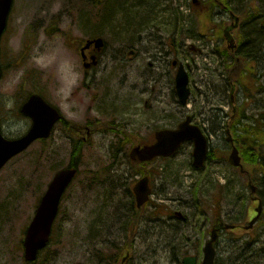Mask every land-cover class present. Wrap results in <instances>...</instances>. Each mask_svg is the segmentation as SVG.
<instances>
[{
  "label": "rangeland",
  "instance_id": "obj_1",
  "mask_svg": "<svg viewBox=\"0 0 264 264\" xmlns=\"http://www.w3.org/2000/svg\"><path fill=\"white\" fill-rule=\"evenodd\" d=\"M155 1L158 3L154 0H150V4L149 0H13L1 38L0 127L3 135L16 138L28 129L31 121L20 115L18 109L32 92L40 93L60 108L67 126L69 123L84 126L91 120L94 130L91 129L90 137L80 144L81 149L72 152L75 138L64 125L57 123L49 138L35 141L1 169L0 264H120L123 253L113 260L107 241L119 243L121 234L103 232L106 217L111 214L105 208L106 201L111 199L117 205L124 199L125 192L119 189L116 176L119 170L122 174V164L130 162V148L141 140L151 142L155 129L174 126L184 118L183 108L178 105L173 91L175 72L168 65L171 57L164 58L160 52L167 50L170 38H165L176 30L173 23L182 24L185 20L186 28L189 27L194 10L200 6H192V0ZM231 4L234 10L239 8L236 2ZM249 4L256 6L257 2L253 0ZM216 17L204 24L199 20L198 31L212 38L222 37L230 18ZM93 36H101L105 46L100 63L85 72L75 46L78 40ZM203 41L192 44L204 45V50H225L222 49L225 44L217 46L215 41L211 44ZM130 48L136 49L138 55L135 59L133 56L132 61H124L122 55ZM184 62L190 64L187 70L194 90L191 105L204 109L211 106L210 97L214 95L206 86L216 85L223 90L213 100L217 110L215 107L209 114L212 120L205 123L206 127L214 125L213 121L224 117L220 122L223 126L230 110L228 95L233 82L228 80L226 63L208 52L191 53ZM257 73L264 86V60ZM245 81L248 82L246 77ZM145 101L150 107L144 106ZM245 111L251 117L264 111L263 89L249 100ZM99 122L105 127L98 126ZM118 123L123 125L121 130L117 129ZM217 130L219 137L212 138L213 143L221 141L224 146L214 152L215 159L201 170L191 166L192 148L187 144L171 157L154 159L147 165L154 189L152 199L165 200L167 210L181 203L183 212L192 216L194 206L199 204L204 215L196 219H199L196 228L192 227V221L188 227L174 222L178 226L172 230L152 229L149 246L142 239L126 264H180L182 252L188 250L181 235L191 234V239L200 235L202 241L208 237L211 196L214 200L217 196L215 215L219 214L225 222L228 217L245 224L250 219L255 204L249 197L244 178L226 159L230 151L226 134L220 128ZM233 136L235 138V132ZM262 148L264 151V143ZM70 156L79 175L61 200L59 218L57 215L48 245L35 261L26 262L22 246L26 227L47 183L56 170L69 164ZM115 164H120L117 171ZM220 185H227L228 191L224 190L221 197ZM261 233L262 227L258 228V224L249 234L241 227L235 231L223 230L221 239L224 241L217 249L216 263L228 264L230 258L245 249H258ZM156 238H163L165 244H157ZM169 241L181 243L178 262L169 261ZM253 256L257 264H264L258 254Z\"/></svg>",
  "mask_w": 264,
  "mask_h": 264
},
{
  "label": "flooded vegetation",
  "instance_id": "obj_2",
  "mask_svg": "<svg viewBox=\"0 0 264 264\" xmlns=\"http://www.w3.org/2000/svg\"><path fill=\"white\" fill-rule=\"evenodd\" d=\"M198 5H200V6H198ZM192 6L201 7L202 3L200 2V0H192ZM184 21L185 20H183V23H184ZM183 23L180 24L178 22V26H177V24L173 23L176 27L175 32H173V31L170 32V34H168L167 37L165 38V39L170 38V40H171V41H169L170 46L167 47V50H165L164 52H160V55L164 58H165V56L171 57V59L168 60V65L170 64V67H172V69L174 70L175 73H176V70H177V68L181 62L183 64H185L186 67L190 66V64L188 62H184V60L186 59V55L194 53V52L202 55L203 52H207L208 49L204 50V47H205L204 45H195V44H192V42L199 41L200 39H204V41H203L204 44L205 43L211 44L212 41H215L216 45L218 46L219 43H222V44H225L224 47H227L229 49V50L227 49V51H226L228 54H229V52L232 53V51L235 50V48H236V47L232 48L228 44V42H227L228 39H225V37H224V29L222 30V37L219 38L216 36V37L212 38V36L210 34L201 33V32H197V35H195V30L187 29L185 26V23L184 24ZM187 30L190 32V35L187 32ZM192 30H193V32H191ZM48 32H49V30H48ZM90 38L91 37H86V38L78 40V43L75 46L77 57L80 58L81 65H82L85 72L92 70L93 67H95L96 65H98L100 63L101 58H102V53H103L102 52L100 54L95 55L93 44H90L87 48H85V46H86L85 42L87 40H89ZM230 40L232 41V39H230ZM186 41L191 42V43L187 44ZM1 43H2V41L0 42V56L2 55ZM206 46H208V45H206ZM214 49H216V48H214ZM129 51H131V50L128 49L122 55L124 61L127 60ZM134 51H135V55H134L135 56L134 59H135L138 55V51L136 49ZM93 58L95 59L96 64L94 66H91V67L85 66V65L90 64ZM2 71H3V69H2ZM204 85H205V83H204ZM189 87L191 89V94L194 93V90L192 89L191 85H189ZM206 87H207V90L209 91V93L211 95L212 94L214 95V98L210 97V101H211L210 105L211 106L207 108L208 110L204 109V107H201V106L199 108H197L196 104L191 105V103H189L190 106H189V104H187V105H185V107H182L183 108L182 115L184 117H186L187 115L191 116V122L198 125L200 127V129L202 130V132L205 134L207 141H208V151H207V156H208L213 150H215V149L217 150V148H222L224 146L221 141L218 144L213 143L212 138H218L219 137V135H218L219 131L217 130L218 128L226 131V141H227L226 144H228L230 150L235 145L234 139H233L234 138L233 132H237L239 130V126L237 124L235 126V128H232L231 123H232V119L234 118V114L236 112L235 102H237L238 105L244 104L245 91H237L235 94L234 93L235 90L234 91L232 90L230 92V90H231V87H230L229 95H228V97H229L228 102L230 105V110L228 113H226V117L224 119L223 126L220 125V122L222 121V118H224V117H220L218 122L213 121L215 126L213 124H211V125H208L206 127L205 123H208L207 121L212 120L211 115H210V120H209V114L211 112H213V109L216 107V106L213 107L212 103L215 101V98L218 94L223 93V90L221 88L217 87L216 85H213V87H208V86H206ZM173 91H174V89H173ZM239 97L242 98L241 102H239ZM205 99L207 100L208 98L205 97ZM53 106H55V105H53ZM144 106L146 108L150 107L149 102L145 101ZM55 107L59 110V112L61 114V119L58 121V123L64 125V127H66L71 132V134H72L71 137L75 138V140L73 142L74 147L72 148V152H77L79 150V148H81L80 144L83 141H87V139L90 137L92 130H94V128H93L94 125L92 124L91 120H88V122L84 126L78 125L77 123H75V124L69 123L67 126L66 125L67 122L65 121L60 108H58L57 106H55ZM216 110H217V107H216ZM98 126H100V125L98 124ZM101 126L105 127L103 125H101ZM118 126H120L118 128V130H121L123 127V125L121 123H118ZM101 130H103V129H101ZM77 137H80V138L78 139ZM146 144H149L148 139L145 140V143L143 145H146ZM184 144H187L188 146L190 145L191 148H193L192 142H185ZM137 146H142V144L141 145L137 144ZM72 158L73 157L70 156L69 164L66 167H69V168L73 167ZM159 158H161V157H159ZM156 159H158V158H156ZM148 164H149L148 162L144 163V162L139 161V160H134L132 162L130 161L129 163H123L122 164L123 165V168H122L123 176L119 170L118 174L116 176V179H117V182L119 185L118 186L119 189H122L125 192L124 199L118 201L117 205L113 204L111 202V199L106 201L105 208L108 212H111V214L106 217V223H104L106 230H103V232L108 230V231H112L113 233H120L121 234V240L119 243H115L114 241H107L108 247H109L108 249L112 250V259L113 260H117L119 255H121L123 253L120 264H126L131 259L132 252L137 250L138 244H140L142 239L144 240L145 245L149 246V233L151 232L152 229L159 230V229H162V228L164 229L167 227V228H171V230H172V229L176 228L178 226V224L181 227H185V226L188 227V225L192 221H194V224L192 227L196 228L197 224L199 222V219L198 220H196V219L198 217L201 218L204 215V211L199 204H196L194 206V214L192 216V213L188 214L187 211H186V213L183 212V210H182L183 207H182L181 203L177 204L176 208L170 207L167 210V207H165V205H164L165 200H163V199H152L154 189L151 186V180L149 177V169L147 166ZM115 166L118 167V168H116V171H117V169H120V164H115ZM204 167L205 166H203V168ZM199 170H201V169H199ZM142 178H147V185L148 186L150 185L151 192H150V199H148L144 204H142L140 207H138L137 195L135 193L134 187H135V184L137 183V181H139ZM121 186L123 188H120ZM194 192L196 193L195 189H194ZM64 196H65V194H63L62 197H64ZM251 197L253 198L255 196H251ZM216 200H217V196L215 197V200L211 196V200H210L211 216H210V220H209V226L206 229V231L208 230V237H206L204 239V241H202V237L200 235H198V236L194 235L193 239H191V237H189V235H191V234H188V237L183 236L182 240L185 241V243H186L185 248H188V250L182 252V253H184L182 258L185 256H193V257H196V264H200L202 257H199V256L202 255L203 247H204L206 241L209 239V235L213 229H217V232L219 230L218 237H216V240L213 243L215 253H217L218 247L223 243L224 240L221 239V231L223 228L221 225V221L219 222L217 220L216 215H215V211H216L215 207H216V203H217V202L215 203ZM252 202L256 206L257 205L261 206V213H260V217L258 219L257 224H258V228L261 225V227H262V233L261 234H262V236H264V191L262 193V190H261V192L259 194H257V199H252ZM255 205L253 208L256 207ZM149 206H152V207H150V210H149ZM60 208H61V202L59 204V210H58V214H57L58 218H59V214H60ZM252 212H253V214L251 215V218L255 215V211L253 210ZM161 216H163L165 219L161 218ZM58 218H57V220H58ZM174 222H177L178 224H174ZM54 223H53V226H54ZM254 227L249 229V230H246L244 232L249 234L250 231H252V229H254ZM52 229H53V227H52ZM262 236L260 235L261 244H260L258 249H259V253H260V259H262L264 261V237H262ZM156 242L159 245L165 244V240L163 238H156ZM259 242H260V239H259ZM226 246H228L227 243H226ZM157 247L159 248V246H157ZM230 255L231 254H229L227 259L230 258ZM174 257H175L174 254L171 252V254L169 256V261L172 262V259H175ZM182 258H181V264H182ZM176 262H178V261L176 260ZM214 264H217L216 263V257L214 260Z\"/></svg>",
  "mask_w": 264,
  "mask_h": 264
},
{
  "label": "water",
  "instance_id": "obj_3",
  "mask_svg": "<svg viewBox=\"0 0 264 264\" xmlns=\"http://www.w3.org/2000/svg\"><path fill=\"white\" fill-rule=\"evenodd\" d=\"M13 0H0V37L6 26L7 17L11 9ZM237 25V18L235 19ZM229 28L225 30V36L231 43ZM229 43V44H230ZM94 44L97 51H101L103 40L100 37L90 39L86 42L85 48ZM230 47L234 45L230 44ZM94 60V58H93ZM92 63H95L92 62ZM90 66V64L85 65ZM0 69V76H1ZM175 88L180 104H186L190 95L188 88V74L183 64H179L175 76ZM20 113L31 119V126L28 131L21 137L15 139H6L0 132V169L13 156L25 150L34 140L46 138L50 131L60 118L56 108L49 105L40 95L31 94L28 99L21 105ZM184 141L193 142V166L200 168L203 166L207 156V139L197 125L191 123V118L187 116L181 121L175 129H161L155 132V142L144 146H135L131 149L129 155L132 159L138 158L141 161L151 160L156 156H170ZM228 161L233 166L240 165V156L238 150L233 147ZM76 169H62L56 172L53 179L48 184L47 189L42 195L36 208L35 215L30 222L23 241L24 258L26 261H32L36 258L37 251L44 247L48 240L51 224L57 214L59 200L65 188L75 176ZM252 193L256 191L254 185L249 184ZM138 206L147 200L150 188L147 185V178L140 179L135 187ZM257 214L253 217L246 228H251L258 219L261 209L260 205L255 208ZM225 228H233L232 225L226 224ZM216 239V230L211 231V239L205 244L203 249V259L201 264H213L214 249L212 242ZM183 264H196V257H184Z\"/></svg>",
  "mask_w": 264,
  "mask_h": 264
},
{
  "label": "trees",
  "instance_id": "obj_4",
  "mask_svg": "<svg viewBox=\"0 0 264 264\" xmlns=\"http://www.w3.org/2000/svg\"><path fill=\"white\" fill-rule=\"evenodd\" d=\"M252 1L200 0L202 6L196 7V9L199 8L197 9V14L195 9V16L190 21L191 25L187 27V29L195 30V35H197L200 27L198 24L199 20L204 24L206 21L211 22L216 16L222 17L219 15L220 13L234 12V14L238 15L240 23L239 27L234 31L236 48L229 54L225 50L220 51L225 54L224 63H226L228 80H232V83L237 85L239 89H244L245 96L249 100L253 99L259 90H264V86L259 80L260 74L257 73L259 66L263 64L264 60V48L262 47L264 43V0H255L257 2L256 6L249 4ZM235 2L239 6L236 10L231 4ZM154 3L157 4L158 2L154 0ZM204 8L206 9L201 12ZM187 32L190 35L188 30ZM245 77L248 82L245 81ZM248 119L245 122V115L242 110L240 114H236L233 118V125H240L234 140L242 158V169H235L242 175L246 183L251 181L257 186L258 191H264V151L262 148L264 143V111L256 117L248 116ZM211 159H215L214 153L209 154L208 160ZM226 187L227 185H220L218 194L222 195L224 190L227 193ZM217 217L218 219L220 218L219 214H217ZM227 220L231 224L238 223L235 220L233 221L232 217H228ZM175 246L173 253L176 254V257H179L182 249L178 243ZM236 262V258H233L230 263L236 264ZM251 262H248V257L246 256L241 258L242 264H251Z\"/></svg>",
  "mask_w": 264,
  "mask_h": 264
}]
</instances>
